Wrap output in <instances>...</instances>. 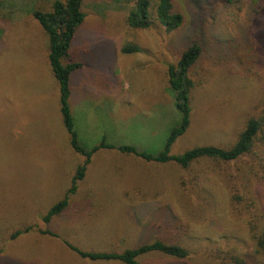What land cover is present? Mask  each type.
<instances>
[{"label": "rangeland", "instance_id": "374dc122", "mask_svg": "<svg viewBox=\"0 0 264 264\" xmlns=\"http://www.w3.org/2000/svg\"><path fill=\"white\" fill-rule=\"evenodd\" d=\"M226 1L174 0L183 22L167 32L156 22L131 29L124 3L82 0L85 18L70 46L81 68L70 77L68 100L78 142L90 149L104 138L139 152L162 150L180 119L168 66L191 40L203 44L188 72L191 121L170 154L228 149L249 119H264V0H233L230 8ZM51 3L0 0V264H121L82 259L64 241L87 252H122L154 240L182 246L187 258L153 253L139 264H228L233 254L264 264L251 238L264 220V137L250 156L186 169L101 149L69 209L42 222L84 159L69 145L48 39L30 14ZM126 45L139 52L123 54Z\"/></svg>", "mask_w": 264, "mask_h": 264}, {"label": "trees", "instance_id": "16d2710c", "mask_svg": "<svg viewBox=\"0 0 264 264\" xmlns=\"http://www.w3.org/2000/svg\"><path fill=\"white\" fill-rule=\"evenodd\" d=\"M124 3L128 7L126 22L131 29H148L153 22L161 25L167 32L179 29L182 26L183 16L174 0H110ZM233 0L223 2L226 8H230ZM82 0H52L50 10L43 12L33 10L31 17L41 27L48 39L47 60L53 77L56 80L59 91V112L65 130L69 135V145L74 153L82 156L83 162L75 169L71 178L70 186L65 196L53 204L42 217V222L48 224L52 219L63 215L70 207L69 196L74 195L77 184L81 182L86 173L88 163L93 154L101 149L116 150L121 154H130L142 159L145 162L168 163L173 162L183 169L188 168L192 163L208 159L230 163L242 157L254 153L257 144L261 143L264 137V119L262 117L251 118L247 121L244 129L238 134L236 142L228 149L214 146L194 147L180 155H171L170 149L175 141L182 136L190 126V93L194 85L189 78V69L201 58L203 44L191 40L186 49L181 53L175 65H169L167 71L168 85L173 96L175 109L180 119L177 125L169 130L166 141L156 154L139 152L130 145H109L104 138L99 145L86 149L78 142L74 130V122L69 106L70 77L81 68V64L74 61L70 46L73 41L76 29L82 24L84 13L81 10ZM123 54L138 53L136 45H126L121 48ZM262 144V143H261ZM263 145V144H262ZM31 227L16 230L10 234L11 240L30 231ZM252 241L255 242L257 252H264V220L257 232L252 231ZM42 235L56 237L50 231H40ZM65 247L82 259L92 262H120L121 264H139L137 258L150 254H158L175 260H184L188 252L180 245L166 243L161 240H154L143 243L133 248L125 249L122 252H87L78 249L69 242L64 241ZM231 263L245 264L243 258L238 255H231Z\"/></svg>", "mask_w": 264, "mask_h": 264}, {"label": "crops", "instance_id": "0c3cea01", "mask_svg": "<svg viewBox=\"0 0 264 264\" xmlns=\"http://www.w3.org/2000/svg\"><path fill=\"white\" fill-rule=\"evenodd\" d=\"M90 162H91V161H90ZM90 162H89V163H90ZM89 163H88V164H89ZM89 165H90V164H89ZM89 165H88V166H89ZM88 166H87V167H88ZM86 171H87V169H86ZM85 174H86V173H85ZM84 179H85V177H84ZM84 179H83L81 182H83ZM90 188H91L90 186H86V189H90ZM137 188H138V187H130V186H126V187H125V189H126L125 192H127V191H132V190H136Z\"/></svg>", "mask_w": 264, "mask_h": 264}]
</instances>
